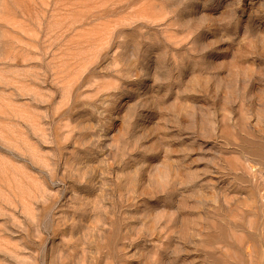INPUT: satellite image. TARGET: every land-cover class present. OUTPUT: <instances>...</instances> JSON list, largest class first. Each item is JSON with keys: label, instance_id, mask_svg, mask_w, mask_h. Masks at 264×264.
<instances>
[{"label": "rangeland", "instance_id": "obj_1", "mask_svg": "<svg viewBox=\"0 0 264 264\" xmlns=\"http://www.w3.org/2000/svg\"><path fill=\"white\" fill-rule=\"evenodd\" d=\"M0 264H264V0H0Z\"/></svg>", "mask_w": 264, "mask_h": 264}]
</instances>
